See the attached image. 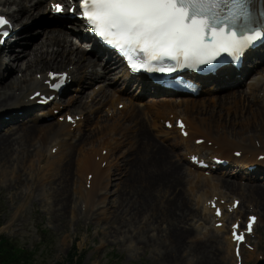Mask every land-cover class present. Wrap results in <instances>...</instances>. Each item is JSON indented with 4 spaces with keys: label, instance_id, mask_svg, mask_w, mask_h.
<instances>
[{
    "label": "bare ground",
    "instance_id": "1",
    "mask_svg": "<svg viewBox=\"0 0 264 264\" xmlns=\"http://www.w3.org/2000/svg\"><path fill=\"white\" fill-rule=\"evenodd\" d=\"M47 1L0 0V5L10 8L14 7L10 15L17 22L28 25L30 20L35 21L30 26H26L25 29L33 30L39 27L31 34L23 35L27 39L21 49L12 45L11 51L5 48L0 50L2 52L0 53V63H8L5 68H1L0 64V109H3L2 107H6V105L9 106L10 103H12L11 108L14 109L27 108L34 103L28 98L29 95L35 90L43 88L41 80L35 76V73L41 72V75H45L49 69H53L51 68L53 66L58 67L57 69L61 71L73 64L74 68L72 71L77 77L78 84L82 77H85L86 80L82 94L73 95L67 103L68 106H73L76 103L74 109L75 111H80L76 112L78 114H84V110L88 109V113L84 118L85 122L90 123L88 124V132L84 133L78 142L74 143L68 140L70 143H67V139L76 137L77 132L72 134L70 125L65 122L41 123L37 119H25L21 122H16L17 118L13 119L10 121L11 123L8 122L6 126L0 128V173L5 178L13 173L10 180H14V185L17 186L20 180H26L23 176L24 167L28 163L34 165L35 161L39 163L45 158L43 150L47 145L43 141L49 139L55 141L49 148V161L43 174L48 169L51 170V166H54L56 162L58 163L51 179L54 192L48 207L49 209L51 208L58 218V226H63L65 214L71 206L74 149L81 143L83 138L87 137V133L93 130L91 123L98 121L97 115L100 111H93L94 104L97 102L100 104L103 98L104 103L112 104L115 102V106L120 102H125V109L126 107L130 108V115L122 116L118 114L112 120L116 119L117 116L120 125L124 121H131L132 139H134L131 151L133 159L129 162H124L125 158L122 161L124 167H120L121 164H118L120 172L116 177L113 176L115 173L112 174L108 169H102L97 164L95 161L96 154L94 155V160L87 161L94 172V184L97 185L98 183L99 185L101 184L100 180L107 179L104 187L108 188L113 178L118 179L116 182L117 190L115 191V209H112V217L108 224L109 236L117 238L120 235L123 237L130 236V239H133L131 241H136L142 248H148L149 246L165 248L166 241L162 242L161 238L163 239V235L167 234V238H172L176 247L180 248V246L185 245L189 249L190 254H203L204 257L201 264H226L225 253L230 247L227 244L225 247L223 237L214 229L211 228V230L208 229L209 231H206L207 239L204 241L196 244L188 241L191 235L195 233L200 235L199 229L194 224L195 218L199 216V219H204L201 215L200 207L195 206L194 194L201 187L209 186L211 180H219L221 181L220 186L230 189L231 193H235L234 191L242 192L245 197L244 202L248 201L256 204L264 217V182L255 180L247 184H241L235 179L221 178L215 175L207 177L188 170L186 164H181L178 160L172 159L168 146L157 144L156 138L149 135L148 129L144 124L145 117L143 113L151 109H155V111L166 108L176 109L178 107L175 106V102L165 97L154 98L151 102H145L143 106H140L137 102L128 99L125 93L123 94L122 90L117 88L119 75H122L124 84H133L126 79L125 74L121 73V67L113 59L103 61L99 59L98 54L88 56L85 53L86 46L90 48L95 46L92 39H90V42L82 41L76 33L69 34L64 30L63 25L58 23L49 27L50 24L47 22V17L46 19L43 18ZM30 2L33 3L30 4ZM5 12L0 11V13ZM15 44H20V42L16 41ZM89 47L86 49L90 50ZM261 52L264 53V49ZM10 56L11 60L9 61L7 58ZM68 61L67 66L65 68L62 67ZM17 71H21L22 75L19 76ZM14 72L16 74L11 75ZM263 72L259 74L262 76V80L256 81L253 78L249 82L250 87L264 84V74H261ZM92 85L93 87L101 85V88L98 91L94 89L88 91L87 89ZM140 89H142L141 86ZM141 92L145 93L144 90ZM222 92L223 89L220 90L221 94L218 95L220 102L222 98L233 97L234 101L247 107V104L242 102V100H247L249 95L247 90L233 89L227 93ZM88 97H92L91 102L87 100ZM24 99L30 101V103L25 104ZM179 101L188 110L202 111L196 102ZM111 104L110 107H114ZM257 104L258 110L254 114H246L244 107L237 106L236 111L233 113L223 110L218 114H211L208 117L203 116L196 121L187 115L188 123L191 125V136L188 140H184L181 137L170 136V133H166L167 137L170 136L167 142L172 139L173 144L171 145L176 147L184 146L186 150V147L188 149L189 146H192L196 133L205 132L207 136H200L215 140V144L219 147L218 153L231 156L233 149L238 148V150L242 151L241 162L264 165V161L257 159L259 154H264V102L257 100ZM203 109H207V106ZM227 113L231 117L228 122L226 119ZM99 118L102 119L103 116ZM84 121H80L79 127ZM105 121L114 125L109 119H105ZM203 125L213 129L217 128L218 132L211 134L208 129L204 130ZM125 128L127 129V127ZM197 136L199 135L197 134ZM257 141L260 144H255ZM242 142L247 144L243 145ZM53 147H59L55 156L51 152ZM101 151L100 154L102 153ZM232 158H234L233 154ZM14 163H17L18 167L13 168ZM220 166L215 164V167ZM84 174L85 177L84 175L83 177L85 179L87 174ZM157 180H160V182H157ZM191 183L192 186L197 188L196 192L190 189ZM220 186L217 183L211 185L213 189L220 188ZM164 188L165 193L170 195L168 206L161 204L159 196L160 189L164 191ZM99 200L103 202V197H100ZM205 217L210 220L209 215L205 214ZM166 225H169L168 231L166 230L168 228V226L165 227ZM133 229L136 230L135 234H133ZM158 233H161V237L158 236ZM158 239L160 240L157 242ZM165 251L166 263L175 264L179 260L178 257L180 256H178V253L171 257L170 250L165 248ZM214 255H217V262Z\"/></svg>",
    "mask_w": 264,
    "mask_h": 264
},
{
    "label": "rangeland",
    "instance_id": "2",
    "mask_svg": "<svg viewBox=\"0 0 264 264\" xmlns=\"http://www.w3.org/2000/svg\"><path fill=\"white\" fill-rule=\"evenodd\" d=\"M32 3L33 2H30V4ZM2 8L6 10V8L0 5V9ZM46 16L47 15L45 14V17L43 18H46ZM63 28L67 32L71 31L65 25ZM37 29L38 27L33 30H29L26 34H31V32ZM88 47L89 46H86L85 49ZM17 48H21V45L17 46ZM90 50H88V52ZM68 63L69 61L62 67L65 68ZM51 68L54 70L58 67L53 66ZM261 68L259 70H264V66ZM13 74H16V72L11 73V75ZM17 74L19 76L22 75L21 71H17ZM122 80L123 79L119 82V85L122 84ZM92 87L93 85L89 89ZM234 88L244 89L245 86L241 83L239 85L232 86L230 90H233ZM263 88L264 86L259 90ZM134 89L135 87L133 90ZM259 90L256 91L254 95L249 94L247 100H242V102L248 104L247 107L234 101L233 97H228L226 99L222 98V101L220 102L218 96L220 93L212 95L208 94V92L203 93L198 98H181L184 102L185 100H189L188 102L198 103L199 107L202 109L201 112L188 110L184 104L181 105L176 103L175 106L178 107L176 108L178 112L189 115L195 121L200 120L203 116L208 117L211 114H218L223 110L233 113L236 111L237 106L244 107L246 114H254L258 110L256 100L259 99L257 96ZM132 95L137 96L135 91L127 92L129 99H133ZM215 98L218 100L216 104L212 102L216 100ZM146 100H148L147 102H151L152 97L150 94L145 98H141L138 102L139 104H142ZM204 104H209L205 110L203 109L206 107L203 106ZM94 106H96L95 109H97L99 107V102L95 103ZM126 110L127 113H121L122 116L130 115V108H127ZM169 111L170 109L167 108L160 111L151 109L143 113L145 117L144 124L148 129L149 135L155 137L157 141L156 143L163 146L167 145V134L164 132L165 128L157 122V119L159 115ZM172 111H175V109H172ZM101 115L102 112L97 115L98 121L91 123L93 130L91 132L89 131V133H87V137L85 139L83 138L81 143L74 149L73 181L71 180V186L73 187L70 199L71 206L69 210L67 209L63 226H58V218L52 212L51 208L49 209L48 207V203L52 200V194L54 192L51 179L56 165L58 164L57 162L54 166H51V170L48 169L44 174L43 172L45 168L42 170V167L48 164L47 158H44L40 164L36 161L34 165H31L32 163H28L27 166L24 167L23 172V176L26 180H20L17 186L14 185V180H10L13 173L9 174L6 178L0 173V235L5 234L6 236L11 237V240L16 241L17 244L27 249L29 253L34 251L31 257L33 259L32 264H60L65 263L68 259L69 253L72 251L74 246L72 245V239L75 235L68 237L65 240L63 236L66 232L71 231L73 228V225L71 226L73 223L71 219L73 216L72 207L75 206L74 208H77L78 210L82 202L79 191L83 189V184L81 187V183L85 167L87 165L86 160L92 156L94 151L97 149L99 150L103 145H110L109 171L112 174L115 173V175H113L114 177H116L120 172V169L118 170V164H121L120 167H124V165H122V161L125 158L124 162H129L133 159L131 151L133 149L134 139H132L131 121H124L120 125L118 123L120 122L118 117L113 120L109 119L114 125L116 124V126H114L105 120L100 119L99 117ZM226 119L227 122L231 120L228 113L226 114ZM88 124L90 123L84 122L77 130V137L70 139V141L74 143L78 142L79 138H81L84 133L88 132ZM125 127H127V129ZM203 128L204 130L208 129L211 134H216L218 132L217 128L213 129L205 125H203ZM156 132H160V134H157ZM199 134L207 136L205 132ZM45 143L50 145L54 144L50 142V140H45ZM170 147L168 149L172 159L179 160L178 156L183 155L184 148H176L175 151L172 152ZM46 148L47 147L43 150L45 156L48 154V149ZM36 164L38 165L36 166ZM14 167H18V164L14 163L13 168ZM117 180L118 179L113 178L112 183L106 189L107 193L105 196L108 197L109 200H112L111 205L115 202ZM169 181L171 182V180ZM157 182H160V180H157ZM234 192L238 193V191ZM240 193L242 194V192ZM159 196L161 204L168 206L170 195L165 193V188L164 191L160 189ZM83 214L86 215L84 211ZM111 217L112 208H110V205L108 204L107 208H103L101 213L94 214L93 218L90 220H85L86 216H84L80 219L78 224L75 223V232L77 233L78 239L77 247L80 250V254L84 255L85 264H168L166 263L165 248L170 250L171 257H173V255H177V253L179 254V260H177L175 264H201L202 258L204 257L203 254L190 255L185 245L180 246V248L176 247L172 238H167V234L163 235V239L161 238L162 242L166 241L165 248L155 246L142 248L139 244L136 245L137 242L135 241H133L135 243H130V236L123 237L120 235L118 238L109 236L107 230ZM5 224L8 226H1ZM167 226L168 228H166V230L168 231L169 225H166L165 227ZM135 232L136 230L133 229V234H135ZM158 236L161 237V233H158ZM198 239L199 238L194 235L190 236V242L192 243L199 242ZM101 240H103L107 246L100 250L97 248V243ZM159 240L160 239H158L157 242ZM214 257L217 262V255H214Z\"/></svg>",
    "mask_w": 264,
    "mask_h": 264
},
{
    "label": "snow or ice",
    "instance_id": "3",
    "mask_svg": "<svg viewBox=\"0 0 264 264\" xmlns=\"http://www.w3.org/2000/svg\"><path fill=\"white\" fill-rule=\"evenodd\" d=\"M79 5L80 15L107 43L119 48L130 60L131 53H143L145 62L140 67L165 58L180 65L208 62L221 53L239 56L252 40L264 37V19L255 16L253 0H79ZM53 8L64 11L60 3ZM72 11H76L75 7ZM10 23L0 16V27ZM50 75L66 77L67 73ZM63 83L61 79L51 87L60 88ZM180 127L183 129V121ZM211 203L215 207L216 202ZM216 214H222L218 207ZM256 219L249 218L248 232ZM232 227L234 238L243 241L239 224Z\"/></svg>",
    "mask_w": 264,
    "mask_h": 264
},
{
    "label": "trees",
    "instance_id": "4",
    "mask_svg": "<svg viewBox=\"0 0 264 264\" xmlns=\"http://www.w3.org/2000/svg\"><path fill=\"white\" fill-rule=\"evenodd\" d=\"M72 262V257H71ZM28 253L22 252L20 246L9 239H0V264H31Z\"/></svg>",
    "mask_w": 264,
    "mask_h": 264
}]
</instances>
